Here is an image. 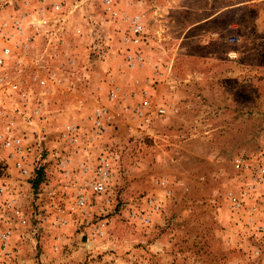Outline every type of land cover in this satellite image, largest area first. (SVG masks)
<instances>
[{
	"label": "rangeland",
	"instance_id": "374dc122",
	"mask_svg": "<svg viewBox=\"0 0 264 264\" xmlns=\"http://www.w3.org/2000/svg\"><path fill=\"white\" fill-rule=\"evenodd\" d=\"M43 4L0 0V17ZM43 14L70 61L7 63L35 98L6 99L18 136L46 155L29 179L0 161V264H264V0H67ZM99 155L104 194L81 166Z\"/></svg>",
	"mask_w": 264,
	"mask_h": 264
},
{
	"label": "built area",
	"instance_id": "2783aa9c",
	"mask_svg": "<svg viewBox=\"0 0 264 264\" xmlns=\"http://www.w3.org/2000/svg\"><path fill=\"white\" fill-rule=\"evenodd\" d=\"M43 5L39 7L40 14L44 15V12H54L63 11L67 0H41ZM11 24L7 20H3L0 17V38H6L5 44L0 49V84H6L11 89H15L17 83L15 80H9L7 77V72L2 70L1 67L4 66L6 58L10 57L13 53V48L15 45L10 44V39L13 36L14 30L20 31V16L13 17ZM134 25L132 26L133 31L136 33L140 31L141 27L137 20V17L132 19ZM10 25L13 27L8 28ZM132 42H137L138 38L133 37ZM43 83V80L41 81ZM67 131L73 134L76 130V126L68 125L65 127ZM68 132L62 133V136H67L68 139L73 138V136H68ZM76 139V138H75ZM52 154V152H51ZM46 153L43 149L36 147L33 143L26 141L23 137L18 136V134H13L10 128V123L7 120V113L4 111L2 105H0V161L5 160V162H10L14 169L20 174L21 177L29 179L34 177L36 170H38V165H41V160L45 157ZM70 158L67 155H61L59 157L57 164L62 168L67 167ZM83 163V162H81ZM83 166V172L91 171L92 181L91 188L95 193L104 194L106 190L107 180L109 178V170L111 167V161L104 155H99L95 160L94 164L87 165L81 164ZM67 174L68 171L66 170ZM5 192V187L0 186V196ZM86 200V196L79 194L77 198V204L82 205ZM6 209H9V203L4 202L3 205ZM11 207V206H10ZM5 219V217H4ZM24 222V219L21 220ZM53 224L60 225L62 220L60 218L54 219ZM10 235V229L6 228L0 232V246L6 251L8 236Z\"/></svg>",
	"mask_w": 264,
	"mask_h": 264
},
{
	"label": "crops",
	"instance_id": "0c3cea01",
	"mask_svg": "<svg viewBox=\"0 0 264 264\" xmlns=\"http://www.w3.org/2000/svg\"><path fill=\"white\" fill-rule=\"evenodd\" d=\"M18 17V16H16ZM15 18V17H14ZM47 14H40L37 13L35 15H22L20 16V25L21 30L16 31L14 30L13 36L10 39V44L15 45L13 48V53L15 56V59L13 60L10 57L6 58L5 64L3 67H1L2 70L7 71V63L11 60L15 67L19 70V72L22 73L23 71V60L26 58V61H30L32 63V60H36L37 56H42L44 53L49 56V62H46V64H39V65H33L31 64L30 68H27L26 70H30L31 72L36 71H45V72H53L55 71L53 68L52 61L54 58L52 57L56 53H59L62 56H67L66 60L67 63L70 61V53H71V44L68 39L67 34L64 33V31H61V33L57 34L56 32H52V28L54 27V24L51 23L50 19ZM64 22V21H63ZM62 22V23H63ZM62 27V26H60ZM51 29V30H50ZM45 30H48V33H44ZM6 38H0V49L5 44ZM61 42V44H60ZM69 64V63H68ZM40 65H43L39 67ZM25 71V70H24ZM23 75H21L22 77ZM8 79L10 78V75L7 73ZM15 79V78H13ZM48 79H44L43 81L48 82L50 81ZM11 80V79H9ZM17 86L15 89H11L6 84H0V105L4 108V111L7 113V120L10 123V128L13 134L20 133L18 124L15 120L16 118H19V113L9 112L8 110V104L6 103V99H11L16 102L26 103V102H32L35 100V98L30 97L27 93L26 88L28 87V83L26 80H22L21 78L15 79ZM53 81V80H51ZM31 84H34L31 82ZM34 99V100H33ZM38 103V101H36ZM39 108L35 111L38 112ZM21 112V111H19ZM70 157V156H69ZM72 158V157H70ZM43 258H45V254H42Z\"/></svg>",
	"mask_w": 264,
	"mask_h": 264
}]
</instances>
